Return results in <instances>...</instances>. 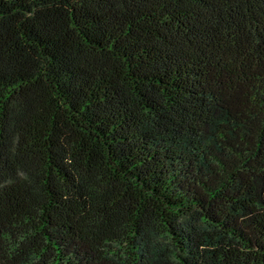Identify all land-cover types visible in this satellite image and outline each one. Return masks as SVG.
Returning <instances> with one entry per match:
<instances>
[{"label":"trees","instance_id":"1","mask_svg":"<svg viewBox=\"0 0 264 264\" xmlns=\"http://www.w3.org/2000/svg\"><path fill=\"white\" fill-rule=\"evenodd\" d=\"M0 264H264V0H0Z\"/></svg>","mask_w":264,"mask_h":264}]
</instances>
